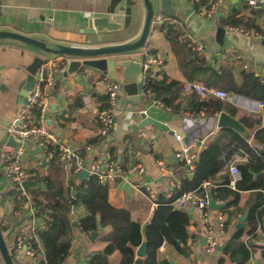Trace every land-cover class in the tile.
<instances>
[{"label":"crops","instance_id":"crops-1","mask_svg":"<svg viewBox=\"0 0 264 264\" xmlns=\"http://www.w3.org/2000/svg\"><path fill=\"white\" fill-rule=\"evenodd\" d=\"M200 1L206 4L209 0ZM247 1L223 0V3L217 7L216 13L206 18L195 11L196 5L193 0H170L169 10L173 12L174 17L166 16L163 22H159L157 18L161 15L156 13L152 24L155 34L150 39L147 37L146 40V43L152 46L153 53L164 60V67L158 72L154 81H177L182 84L188 82L181 71L174 47L181 43L184 46L182 35L189 31L205 46L206 54L199 56L208 61L209 66L229 69L238 86L242 84L243 71L253 72L261 82H264V39L245 38L228 32L229 25L223 26L221 23L228 15L235 13L237 17L243 18V23L250 28L264 29V6L260 9L250 7ZM124 4L125 0H0V31L18 33L42 41L49 47L61 45L93 48L129 43L139 37L144 18L141 27L131 35V39L122 38L121 43L99 44L98 40L92 41L96 35L88 33L87 29V22L91 18L108 17L113 22H120L119 9L121 7L122 10ZM141 9L145 16L143 5ZM155 10L159 11V8L155 7ZM111 12H113L112 16L109 15ZM122 20L121 11V22ZM219 28L224 30L221 44L216 41ZM116 32H121V37H124L127 30ZM97 35H108V33ZM136 53L138 54V51ZM233 54L239 56L237 61L233 59ZM132 55L133 53L126 54L122 58H130ZM35 57L46 59V64L39 71V77L46 78L48 74L53 75V87L49 90L48 97L49 109L45 115L46 124L55 131L62 144L70 146L82 155L86 164L109 157L110 161L117 165L119 177L115 182L107 185V202L115 209H128L131 219L140 222L142 227L151 218L155 209L145 197L143 186L150 185L155 189L154 201L157 202L159 196L170 198L180 189L185 178L193 176V172H188L183 162L175 157L180 147L179 142L175 140V134L182 135V143L195 145L196 140L203 139L205 146L216 139L228 140L231 137L227 127L217 125V117L212 126L208 124L204 127L202 136L197 134L198 123L197 126H191L189 129L184 128L182 119L184 114H189L190 120L195 122V116H199L200 113L192 108L191 96L196 99L194 94L184 96L181 92L180 110L175 113L170 107L153 104L151 99L144 97L139 82L137 103L132 102L122 89L117 99L116 131L105 139L100 136L96 112L105 103L104 78H108L107 76L99 75L86 67L75 74L67 75L65 60L70 58L49 55L22 42L3 39L0 40V143L5 140V128L14 120L17 108L21 104L19 89L27 76L25 68ZM118 58L121 59V56ZM242 65H247L249 69L243 70ZM259 101L261 100L245 98L237 105L223 101L237 109L240 115H245L249 126L243 125L226 111L220 113H225L244 128L243 136L231 130L249 146L264 152V107L257 106L256 102ZM204 115L206 120L210 117L206 112ZM253 122H257V125L253 126ZM261 130L262 133L258 137L260 141L255 140V134ZM85 146H90L88 152L84 151ZM24 148L27 151L26 170L38 187L44 189L46 183L59 184L63 188L64 195L72 192L77 196L78 183L81 179L80 174L78 176L73 174V164H67L60 157V162L51 166L49 162L51 158H47L33 144L25 142ZM130 152H139L140 156L134 158ZM247 159L238 164L245 163ZM135 164H139L144 169V174L136 175L130 171L131 166ZM221 172L208 181L211 183L206 189L208 194L210 188H216L215 184L221 181L224 175H229ZM87 178L88 176L84 180ZM261 178H264V173ZM76 185L77 187L73 188ZM38 187L29 188L26 197L18 192L14 195L9 188V180L0 171V195L4 196L2 205L6 213L0 220V229L13 264H36L34 259L15 254L14 238L18 234L34 230L42 244L38 232L43 228L47 211L39 216L35 215L36 210L41 206H37L36 202L43 204L42 196L34 191ZM256 193L257 191L240 192L235 206L227 210L223 207L214 211L225 215L226 218L227 236L219 241L222 250L224 244L235 233L238 219L246 212L248 217V207L255 203ZM213 199L217 204H225L224 202L229 201V199L224 202ZM190 210L192 211L188 212ZM185 211L189 217L187 226L189 238L186 242L189 254L182 255L173 246L164 242L155 253L156 261H166L170 264H218V259L222 257L223 264H235L236 257L229 258L227 255H222V250L213 254L205 252L204 227L197 211L190 208ZM14 212L19 214L15 216ZM84 216L85 207L82 204H77L68 214L73 223ZM243 225L242 230L245 233L240 241L248 253V259L244 264H264V216L249 225L246 218ZM250 228L255 229L248 234L247 230ZM102 231L109 230L104 228ZM92 235L94 234L86 236L80 233L78 228H74L70 255L63 264H88L90 255L102 252L105 243L100 240L99 235L95 237ZM119 260L120 254L115 252L109 257V264H117ZM0 264H3L1 258Z\"/></svg>","mask_w":264,"mask_h":264},{"label":"trees","instance_id":"trees-1","mask_svg":"<svg viewBox=\"0 0 264 264\" xmlns=\"http://www.w3.org/2000/svg\"><path fill=\"white\" fill-rule=\"evenodd\" d=\"M196 8L195 6V10ZM243 21V18L232 13L221 23L223 26H234L242 24ZM253 28L258 30V27ZM181 45L175 46L174 50L186 81L231 91L244 98L264 101V82H261L253 72L243 71L241 73L243 81L238 86L229 69L209 66L208 61L203 57L190 52ZM182 86L183 84L177 81L156 82L149 80L148 82V88L153 92L154 99L160 101L165 107H170L175 113L180 110L179 100ZM191 97L192 108L195 112L202 111L206 112L207 116H212L226 111L243 125L249 126L247 117L240 115L238 110L229 104L218 99L208 98L197 101L194 96ZM254 125H257V122H253ZM227 131L230 133V139H216L199 154L192 178H185L180 189L170 198L159 196L151 218L143 227L140 222L131 219L128 209H115L108 204V188L106 185L99 184L95 177L88 176L86 180L79 181L77 196L72 192L64 195L63 188L59 184L46 183L44 189L40 186L35 188L34 191L43 198V204L36 202L37 206H41L36 210L35 215L39 216L47 211L43 228L38 232L42 240L46 264H63L70 255L74 228H78L79 232L86 236L99 235L100 240L105 243L102 252L88 257V264H109V257L115 252L120 254L117 264H133L135 250L143 241L146 242L143 264H170L166 261L157 262L155 258V253L164 242L173 246L180 254L188 255L189 250L186 247V242L189 238L187 232L189 217L185 210L176 209L173 203L182 193L199 188L203 182L210 181L220 173L226 165V161L236 152V148L245 151L248 159L245 163L237 164L239 178L236 180L235 190L228 187L230 175L226 174L221 181L215 184L216 188H210L209 193L213 198L223 202L229 199L224 202V210H227L237 204L240 192L257 191L254 194L255 203L248 207L247 224L261 219L264 216V178H261L264 173V152L249 146L233 130L227 128ZM260 133L262 130L255 134V140H259ZM49 162L51 166L60 162V156L56 151ZM76 187L77 185L73 188ZM77 204H82L85 207V216L73 223L68 214ZM101 227L102 229L108 228L109 231H102ZM254 229L247 230L248 234L252 233ZM244 233V230H236L223 246L222 255H227L229 258L235 256V264H244L248 259L247 250L244 249L243 243L240 241ZM223 262L222 257L218 259V264H223Z\"/></svg>","mask_w":264,"mask_h":264},{"label":"built area","instance_id":"built-area-1","mask_svg":"<svg viewBox=\"0 0 264 264\" xmlns=\"http://www.w3.org/2000/svg\"><path fill=\"white\" fill-rule=\"evenodd\" d=\"M196 5V12L203 17H210L216 13V9L223 3V0H209L206 4H202L200 0H193ZM248 6L260 9L264 6V0H248ZM159 22L163 19L158 17ZM172 24V22H168ZM227 31L241 35L245 38H263L264 29L256 30L250 28L247 24L242 23L239 25L227 26ZM182 42L184 46L192 53L206 54L205 46L200 42L191 32L187 31L182 35ZM141 65V89L142 95L152 100L153 104L163 106V104L154 99L153 92L148 88L149 80H154L157 74L164 67V60L153 53V48L146 42L144 46L138 50ZM66 59V58H65ZM233 59H239L237 54H233ZM64 60V59H63ZM69 62L68 59L65 63ZM44 66V65H43ZM42 67V66H41ZM41 69V68H40ZM39 69V71H40ZM243 70H248L247 65H242ZM36 78L34 89L28 93L24 103H21L16 111L14 120L5 128V140L0 143V171L4 173L7 180H9V188L14 192H18L22 196H27L26 191L22 188L25 181L31 180V174L26 170L25 157L27 151L24 148V143H31L40 149L47 158H51L56 151L63 161L67 164H73V174L78 176L82 171L87 172V176L95 177L99 184L108 185L113 183L119 177V169L110 158L100 159L86 164L84 157L77 153L73 148L66 144H62L58 139L55 131L46 124L45 115L49 109V90L53 87V75L48 74L46 78ZM89 76V74H86ZM105 85V103L104 106L97 110L96 118L100 126V136L107 138L116 131L115 114L117 111V99L122 92V86L115 80L104 78ZM182 94H194L197 101L206 100L208 98L223 100L231 104H240L239 102L245 98L238 96L231 91L219 90L211 87H206L201 83L185 82L182 86ZM260 108L264 107V102H256ZM199 116H195V122L190 120L189 114H184L183 124L185 129L191 126L196 127L197 134L202 136L204 127L208 124L210 126L215 122L216 117L218 120L219 114H214L210 117H204V112H200ZM175 140L179 142L180 147L176 152L175 157L183 162V165L188 167V172H193L195 163L199 154L206 148L204 140L199 139L193 143H182V135L175 134ZM11 139L15 145L8 143ZM238 147V146H237ZM90 146H85L84 151L88 152ZM134 158L140 156L139 152H130ZM247 159V154L241 148H236V152L230 156L226 161L221 174L228 173L231 179L228 182V187L235 190V183L239 177V170L237 164ZM160 165V164H159ZM131 172L136 175L144 174V169L139 165H132ZM210 182H203L199 188L182 193L175 199L173 205L176 209L186 210L195 209L198 214L204 229V249L208 254H213L216 247L219 246V241L227 236V223L225 215L215 213L209 209V198L207 187ZM173 188V186H172ZM143 193L150 201L151 207L156 208L157 204L154 201L156 198V191L152 186L144 185ZM9 196V195H8ZM14 212V215H18ZM35 231L31 230L18 234L14 238V252L17 256H24L34 259L36 264H46L44 257V249L40 240L35 235Z\"/></svg>","mask_w":264,"mask_h":264},{"label":"water","instance_id":"water-1","mask_svg":"<svg viewBox=\"0 0 264 264\" xmlns=\"http://www.w3.org/2000/svg\"><path fill=\"white\" fill-rule=\"evenodd\" d=\"M142 2L145 10L144 22L139 37L133 42L93 48L61 45L49 47L42 41L35 40L33 38L9 31H0V40L7 39L19 41L33 48H36L46 54L70 58L69 62L67 63L65 74L71 75L79 72L81 68H89L99 75L107 76L109 79L118 82L122 86V89L125 91V93L130 97L131 101L137 103V100L139 99L138 85L141 81V65L140 58L139 56L135 55V53L144 46L156 13H160V18L162 19H165L166 16L174 17L173 12L169 10V7L171 5L170 0H156L155 2H152L151 0H143ZM132 3L133 2L131 0H125V4L124 7H122V10L120 7L119 15L120 10L123 11L122 22H113L108 17L89 19L87 22L88 33L94 35L101 33L116 32L129 28L132 21ZM155 7H158L159 11L155 10ZM109 15L112 16L113 12L109 13ZM223 35L224 30L219 28L216 34V41L218 44H221ZM130 53H133L132 57L122 58L124 55ZM119 56H121V59L118 58ZM45 64L46 59L35 57L33 58L32 62L27 66V68H25L27 76L19 89L21 103L25 102L28 93L34 89L36 78L38 77V71L41 66ZM141 117L144 118L145 116ZM217 121V125L219 127H227L233 129L235 132L242 136L244 135V128L233 118L227 116L225 113H220ZM145 122H147V120H145ZM8 143L15 145V142H13L11 139L8 140ZM186 169L188 170L187 166ZM86 177L87 172L82 171L80 174V179L84 180ZM33 187H38V184L32 180L25 181L22 184V188L24 190H28L29 188ZM3 197L4 196L0 195V220L3 219L6 215L5 209L2 205ZM208 198L210 210L217 211L221 210L224 207V204H217L210 193L208 194ZM191 211L192 210L188 212ZM246 218L247 212L238 219V223L235 226L236 230H242L244 228L243 224ZM95 235L96 234L92 236L95 237ZM91 238L93 239V237ZM145 247L146 242L143 241L141 245L135 250L136 258L134 259L133 264L144 263ZM221 250V246L216 247V251L220 252ZM75 255H77V252L75 253ZM0 258L3 261V264H13L12 258L4 241L1 229Z\"/></svg>","mask_w":264,"mask_h":264},{"label":"rangeland","instance_id":"rangeland-1","mask_svg":"<svg viewBox=\"0 0 264 264\" xmlns=\"http://www.w3.org/2000/svg\"><path fill=\"white\" fill-rule=\"evenodd\" d=\"M132 3V21L130 24V27L124 30H127V32L124 34V37H121V32H110L108 35H96V37L92 40H98L97 43H112V42H119L121 43V39L125 38L126 40L131 39V35L137 31L141 27V22L143 21V14H142V0H131ZM124 7V6H123ZM144 9V6H143ZM123 13V11H122ZM118 20L121 22V10L120 15L118 16ZM155 34V29L153 28V25L150 28V33L148 35L149 39ZM4 233L5 230H3Z\"/></svg>","mask_w":264,"mask_h":264},{"label":"bare ground","instance_id":"bare-ground-1","mask_svg":"<svg viewBox=\"0 0 264 264\" xmlns=\"http://www.w3.org/2000/svg\"><path fill=\"white\" fill-rule=\"evenodd\" d=\"M168 20V19H167ZM149 100V99H148ZM149 102V101H148Z\"/></svg>","mask_w":264,"mask_h":264}]
</instances>
